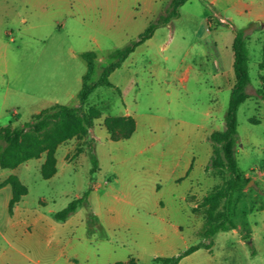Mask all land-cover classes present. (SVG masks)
I'll use <instances>...</instances> for the list:
<instances>
[{
	"label": "rangeland",
	"instance_id": "obj_1",
	"mask_svg": "<svg viewBox=\"0 0 264 264\" xmlns=\"http://www.w3.org/2000/svg\"><path fill=\"white\" fill-rule=\"evenodd\" d=\"M168 1L0 0V133L55 104L77 108L89 65L91 80H98L111 63L109 55L137 40L166 10ZM234 22L237 28L244 24L241 19ZM234 36L230 21L208 25L203 7L187 3L177 18L158 27L110 75L113 88L98 87L89 96L84 112L92 111L93 125L85 135L57 142L53 176H42L47 150L36 151L14 168L0 167V264H20L10 259L15 256L3 238L15 205L24 201L45 212H59L94 186V180L110 178H116L110 184L113 193L123 194V202L104 197L100 190L91 191L87 203L104 222L121 215L116 230L108 232L114 247L111 262L152 264L154 258L175 256L202 242V228L217 218L223 202L198 205L213 189L223 187L228 176L205 171L212 143L203 152V143L187 141L183 132L198 124L214 103L212 114L218 124L224 121L228 88L235 80ZM246 36L249 97L237 111L235 154L250 181L234 201L237 228L215 234L209 249L200 248L178 264H264V30L253 26ZM88 52L95 54L91 64L83 58ZM126 111L137 122L132 137L135 121L123 115ZM107 121L116 141L110 138ZM55 135L50 128L41 138L53 142ZM90 151L98 163L93 173ZM204 156L207 164L197 177ZM193 157L189 178L176 182ZM14 182L27 193L10 208ZM86 211L89 237L98 238L99 220ZM92 217L97 218L98 229H93Z\"/></svg>",
	"mask_w": 264,
	"mask_h": 264
},
{
	"label": "trees",
	"instance_id": "obj_2",
	"mask_svg": "<svg viewBox=\"0 0 264 264\" xmlns=\"http://www.w3.org/2000/svg\"><path fill=\"white\" fill-rule=\"evenodd\" d=\"M187 1L188 0H169L166 10L145 28L138 36L137 40L130 42V44L123 48L115 50L109 55L111 63L104 68L98 80H91L93 67L89 65L78 93L79 106L77 108L55 104L40 111L32 120L16 126L13 129L1 132L0 167L3 169L14 168L30 160L36 151L43 152L47 150V162L42 168V176L45 179L53 176L55 174V159L52 152L54 147L59 144L57 142H62L73 136L85 135L93 125L94 117L91 115L92 111H89L90 113L88 114L84 112L89 96L98 87L113 88L112 83L109 81L110 75L122 66L125 60L138 46L149 40L158 27L166 25L170 20L177 18L179 16V9ZM247 34L248 32L245 30L235 31L232 42V69L235 80L230 90L228 108L224 118V130L213 132L209 136V141L213 146V155L205 167V171L211 170L217 174L226 173L228 178L223 187L213 189L203 197L198 205L199 208L213 207L222 201L223 209L216 219L208 221L202 228V242L190 246L178 255L154 258L152 264H178L181 259L200 248L209 249L212 245L211 239L215 234L235 230L237 228L233 221L234 201L236 196L245 189L250 181L245 176V173L239 169L235 154V147L238 140L237 111L239 106L249 97L246 92V88L250 83L246 48ZM83 58L91 64L92 60L95 58V54L88 52L83 54ZM105 125L111 140L116 141L113 135L114 127L110 124V121H107ZM131 126H133V130L130 135L135 130V122H133ZM50 128H52L56 134L53 142H49L44 137L41 138ZM127 138L125 137L123 139ZM30 140L32 142L28 143ZM91 151V173H93L98 169V163ZM91 191L92 186L81 197L72 200L65 208L56 212L54 215L55 218L61 221L65 220L69 215L74 213L79 206L86 205L88 195ZM26 193L27 191L25 188L14 182L12 184V198L9 207L11 208L13 205L17 204ZM92 218L94 220V223H92L94 224L93 229H98L99 227L95 225L97 218ZM243 237L244 239H249V235H243Z\"/></svg>",
	"mask_w": 264,
	"mask_h": 264
},
{
	"label": "crops",
	"instance_id": "obj_3",
	"mask_svg": "<svg viewBox=\"0 0 264 264\" xmlns=\"http://www.w3.org/2000/svg\"><path fill=\"white\" fill-rule=\"evenodd\" d=\"M193 1L203 7L208 25H213L215 20H220L224 22L230 21L235 31L237 29L245 30L249 33L253 26H258L260 30H264V0H188L181 8ZM236 19L244 21L241 28H237L234 22ZM182 79L186 80L188 77L186 76ZM230 90L231 87L228 88L229 93ZM215 101L216 99H213V102ZM215 108L216 103L201 114L202 117L198 124L188 126L183 132V136L187 141L203 143L205 147L203 152L207 150L209 136L213 132L221 131L224 128V121L218 124L217 118L212 114ZM123 115L131 116L127 111ZM134 121L135 130L133 134L137 129V122L135 119ZM195 159L196 157H193L186 163V166H183L182 172L178 174L175 180L176 182L189 178L196 161ZM206 164L204 156L203 161L199 163L197 177L203 173ZM114 179L116 178L105 179L103 181L94 180L92 191L95 193L102 190L104 197H109L110 199L114 197L116 201L123 202V194L120 196L118 193H113L114 189L110 183ZM189 184L190 188L193 184V179H190ZM184 193L181 192L180 198L185 202ZM87 204L89 211L99 220V231L102 234L100 233L98 238L95 234L92 238L89 237L85 221L86 210H88L87 206H79L74 213L61 221L55 218L56 212L54 211L45 212L41 210V207L28 206L24 201L15 205L12 214L8 216L4 228L5 235L3 236L15 256L10 259H18L20 264L126 263L129 259L125 262L123 260H112L111 262L110 260L114 247L111 245L112 240L108 232L116 230L117 225L122 222L121 215L119 214L110 223L104 222L100 212L94 208L93 204L90 202ZM97 239L98 242H96Z\"/></svg>",
	"mask_w": 264,
	"mask_h": 264
},
{
	"label": "water",
	"instance_id": "obj_4",
	"mask_svg": "<svg viewBox=\"0 0 264 264\" xmlns=\"http://www.w3.org/2000/svg\"><path fill=\"white\" fill-rule=\"evenodd\" d=\"M249 185V183L247 184V186Z\"/></svg>",
	"mask_w": 264,
	"mask_h": 264
}]
</instances>
